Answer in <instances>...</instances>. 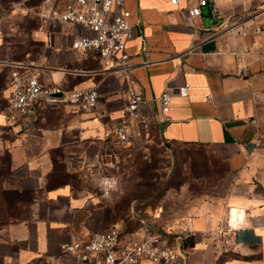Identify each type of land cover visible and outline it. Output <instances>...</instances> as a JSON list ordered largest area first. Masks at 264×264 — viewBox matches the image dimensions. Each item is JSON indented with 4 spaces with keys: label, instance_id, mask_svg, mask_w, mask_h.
<instances>
[{
    "label": "crops",
    "instance_id": "obj_1",
    "mask_svg": "<svg viewBox=\"0 0 264 264\" xmlns=\"http://www.w3.org/2000/svg\"><path fill=\"white\" fill-rule=\"evenodd\" d=\"M179 1L125 0L133 28L127 52L144 110L159 113L161 92L174 94L167 121L155 120L154 128L168 143L216 148L232 176L226 206L202 210L184 226L178 264H264V0H219L220 29L211 23L210 5L190 27L185 9L199 0ZM258 26L263 29L256 33ZM78 31L79 25H44L38 17L33 36L39 51L12 61L0 57V67L22 63L45 83L100 93L92 112L43 99L26 123L7 114L6 81L0 264H76L64 244L111 225L138 237L146 232L105 222L99 179L87 178L106 155L104 131L122 115L129 85L118 63L71 46ZM4 40L0 31V49ZM183 83L190 85L187 97L175 92Z\"/></svg>",
    "mask_w": 264,
    "mask_h": 264
},
{
    "label": "built area",
    "instance_id": "obj_2",
    "mask_svg": "<svg viewBox=\"0 0 264 264\" xmlns=\"http://www.w3.org/2000/svg\"><path fill=\"white\" fill-rule=\"evenodd\" d=\"M32 7L29 11L39 17L43 24L71 23L79 25L80 31L74 34L72 47L83 52H94L106 63L113 66L118 63L129 85V100L125 103L122 115L104 131L109 144L125 146L134 136L149 135L155 120L165 122L171 109L173 92L165 89L158 97L160 112L144 110L146 100L137 88L132 73L133 65L127 52L128 40L132 37L131 12L125 6V0H64L61 3ZM219 0H199L196 5L185 9L186 23L196 27V18L202 14V7L210 5L211 23L220 29L221 11ZM179 5V0H171ZM263 27L258 26L259 33ZM11 63L8 78L10 90L6 111L10 117L29 122L37 112L43 99H56L60 103L83 111H94L100 100V93L94 87L66 89L56 82L45 83L39 74L22 63ZM189 83H183L175 89L181 97L189 95ZM117 176H103L101 187L109 194L119 186ZM186 235L182 232L163 233L147 230L138 237L122 232L118 226L111 225L105 230L92 232L86 238H80L62 247L71 254L76 264H178L181 260Z\"/></svg>",
    "mask_w": 264,
    "mask_h": 264
},
{
    "label": "rangeland",
    "instance_id": "obj_3",
    "mask_svg": "<svg viewBox=\"0 0 264 264\" xmlns=\"http://www.w3.org/2000/svg\"><path fill=\"white\" fill-rule=\"evenodd\" d=\"M44 1L0 0V31L5 38L2 60L39 51L33 36L38 17L29 9ZM62 1L51 0L53 4ZM10 69L0 67V85L2 80L8 82ZM105 154L87 177L99 179L105 222H121L127 231L180 233L194 214L226 206L232 176L226 159L214 147L165 142L153 125L149 135L134 136L125 146L109 144ZM111 175L119 178V186L104 194L101 178ZM74 181L81 186L78 177Z\"/></svg>",
    "mask_w": 264,
    "mask_h": 264
},
{
    "label": "trees",
    "instance_id": "obj_4",
    "mask_svg": "<svg viewBox=\"0 0 264 264\" xmlns=\"http://www.w3.org/2000/svg\"><path fill=\"white\" fill-rule=\"evenodd\" d=\"M6 82H4V80L1 81V85H0V91H3L4 88H6Z\"/></svg>",
    "mask_w": 264,
    "mask_h": 264
},
{
    "label": "bare ground",
    "instance_id": "obj_5",
    "mask_svg": "<svg viewBox=\"0 0 264 264\" xmlns=\"http://www.w3.org/2000/svg\"><path fill=\"white\" fill-rule=\"evenodd\" d=\"M231 223H232V220H231Z\"/></svg>",
    "mask_w": 264,
    "mask_h": 264
}]
</instances>
